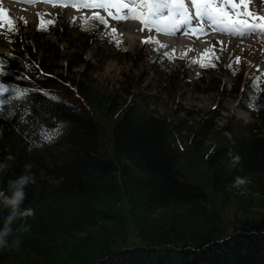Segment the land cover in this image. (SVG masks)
<instances>
[{"label":"trees","instance_id":"1","mask_svg":"<svg viewBox=\"0 0 264 264\" xmlns=\"http://www.w3.org/2000/svg\"><path fill=\"white\" fill-rule=\"evenodd\" d=\"M13 58L11 68L25 63ZM75 58L85 64L82 53ZM48 67V74L37 78L42 87L61 85L65 93L76 88L86 102L77 108L34 91L14 104L11 119L3 122L0 191L10 179L30 174L23 206L34 214L14 222V229L29 227L10 236V241L19 237L18 245L0 248V264H264V102L261 121L247 137L234 132L230 140L228 126L209 140L212 121L195 132L193 149L215 142L204 154L208 191L183 173L174 148L187 120L156 117L135 99L102 97L79 76L70 77L71 65L60 73ZM102 117L112 125L111 153L102 144ZM238 178L255 196L248 195L247 207L239 205L243 215L235 212L236 220L224 222L217 200L230 198ZM254 197L261 207L257 216L248 213L254 211ZM6 211H0V222ZM166 213L176 220H150ZM56 217L70 222L60 229L65 236L85 235L57 248L49 238L55 234L49 221L53 225Z\"/></svg>","mask_w":264,"mask_h":264},{"label":"rangeland","instance_id":"2","mask_svg":"<svg viewBox=\"0 0 264 264\" xmlns=\"http://www.w3.org/2000/svg\"><path fill=\"white\" fill-rule=\"evenodd\" d=\"M65 23L68 27H71V22L69 18L64 19ZM5 23H1L0 25V52L8 53V49L12 48V44L9 43L8 35L5 28ZM34 26H29L24 30L26 33H33ZM30 33V34H31ZM72 35L69 40L76 39L77 46H69L67 39H61L55 34H49L45 37L48 38L49 41L57 42L60 52V56L56 58L55 55L51 52L49 55L52 60H54L53 66H56L57 69H54L56 73L64 72L61 66L69 67L70 65L73 67L71 73L73 76L70 77L76 78L79 76L80 79L86 84L88 88L92 91H96L100 96L104 97L107 94L116 95L118 97V101L124 103V101L131 98V100H137L141 102L143 105L145 102L148 107L144 106L150 114L156 117H167L168 121H182L187 120V124L183 125L184 130L182 135L179 137L180 142L175 139V150L179 153L178 157L181 160L180 168L182 169L185 175H188L192 180L201 183L206 188V178L209 174L206 167V158L204 157L205 152L211 149L208 153L210 154L214 148L215 142H205V148L203 150H195L192 145L194 140L195 132L200 129L201 124L206 122H213L212 129L214 131L213 135L209 136L210 139H217L219 136L218 133L221 132L223 128H227L231 124H234L237 120L251 121V115L248 112L242 110L239 99L237 96L233 95H224L225 93H221L216 85L218 80L222 79V77L217 78V81H213V86L210 85L208 90H201L196 87L189 86L185 80L180 79L176 83H170V79L168 81H163L164 86L161 85L160 79L156 77V73L154 71V67L147 64V61H140L137 57L140 55L138 52L139 42L137 41L133 47H129L127 51L117 52L114 55L110 56V54L106 52H102V55L98 53V47L90 46L88 50H83V57L85 59V64L77 63L75 58V53L81 50L79 47V41L83 42L82 38H78V34L75 30L69 31ZM31 34V38H32ZM36 40V38H35ZM39 46H37L38 48ZM47 50L52 49L56 50L57 48L50 46H45ZM33 53L36 58L45 60L47 64H50L52 61L48 59L44 51L36 50H28ZM56 53V52H54ZM246 60L252 59L250 63L254 65H258L260 69L264 70V49L262 51H251L250 54L246 53ZM252 55V56H251ZM75 61V64L72 61ZM188 71L186 61L182 62ZM183 65L178 62H172V66L170 71H176L177 74H180V70H182ZM46 68L48 66L44 65ZM254 68V67H253ZM183 71V70H182ZM242 71V70H240ZM85 72V75H81L80 73ZM223 69H220L218 74H222ZM191 75L196 74V70L191 69L188 71ZM225 75H227L225 73ZM190 76V75H189ZM239 75H235L234 77H224L223 80L228 83L236 82L239 78ZM205 79V77H204ZM207 79V78H206ZM205 79V80H206ZM164 80V79H163ZM226 91V90H225ZM65 92V91H64ZM69 95L65 94L66 97L71 100L74 104H81V98L78 97L79 94L76 93V89L73 92H66ZM64 95V94H62ZM132 95V96H131ZM145 100V101H144ZM217 105V109L213 111L212 106ZM190 112V115L188 114ZM218 112L217 114H214ZM245 117V118H244ZM115 118V117H114ZM100 127L102 131V144L106 146L107 152L111 153L112 150V141L111 130L112 125L107 122L103 117L100 119ZM2 128H0L1 130ZM2 131V130H1ZM225 136L224 134H222ZM222 138V137H221ZM216 146V145H215ZM239 160L238 157L234 158L233 161L237 162ZM184 175V176H185ZM248 182L245 179L238 178L233 184V191L230 195V198H218L217 201L223 206L222 209V220L224 222H232L235 217V212L237 214L243 215V210L239 208L248 205L246 203V199L248 195L255 196V194L251 193V189L248 187ZM209 191V188H206ZM240 197V198H239ZM259 200L257 197H254V200L250 201L252 209L254 211H248V213H254L253 215L257 216L258 211H260L261 207L259 205ZM259 205V207H257ZM247 207V206H246ZM240 209V210H239ZM262 211V210H261ZM171 213V212H170ZM246 213L245 215H248ZM34 214V212H33ZM33 214L28 215L26 218L33 216ZM168 213L165 214L161 219L159 218H150L153 220L162 221H175L176 216L171 214L170 218L167 217ZM241 217V215H239ZM21 219V218H19ZM54 223L49 221L50 227H53L55 234L52 235L51 238L53 243L58 244L57 248L70 247L73 245L70 242L72 240L85 235L83 231L74 233L70 236H65L60 229L62 225L64 226L70 222H66L65 217H56L53 219ZM18 221V220H17ZM154 222V221H153ZM72 224V222H71ZM233 228V224L231 223L229 226V231ZM54 244H51L53 246Z\"/></svg>","mask_w":264,"mask_h":264},{"label":"snow or ice","instance_id":"3","mask_svg":"<svg viewBox=\"0 0 264 264\" xmlns=\"http://www.w3.org/2000/svg\"><path fill=\"white\" fill-rule=\"evenodd\" d=\"M53 3H56L57 0H52ZM61 2H68V0H61ZM191 7L195 8V12H191L186 0H135L134 3H129L128 0H80V3H74V6L79 7L81 4L85 7H99L106 10L108 16H112L114 20H140L144 24L150 23L152 20H165L171 21L173 24L177 20L181 22L187 21L192 26V31L194 34H199L200 31H203L202 28H198L195 25L196 20H200L203 17L207 16L213 22H223L227 24L231 21L235 24L236 28L229 26L227 29L229 32L234 30L246 31V30H264V24L246 22L243 17L251 16L252 14L247 11L246 7L244 9L240 8V4L246 5V0H220L217 4V0H189ZM227 5H231L232 11H229ZM146 7L147 13L144 11L136 13V9L140 7ZM115 8L116 11L113 12L110 9ZM121 8H128L130 11L128 13H121ZM162 10H166L167 15L164 14ZM94 17L98 21L108 26L109 21L105 16L100 15L99 13H93ZM255 19V18H253ZM264 19V17H261ZM55 23L53 20H44L41 17V23L39 27L46 28L48 24ZM241 25L244 26L241 29ZM11 27V25H9ZM159 28V25H157ZM111 31L115 33L117 28L111 26ZM153 37L144 36L142 40L149 41ZM207 52V50H205ZM167 55V53H165ZM202 56L204 54H201ZM203 64V59L201 60ZM8 73L7 61L3 58H0V78H3ZM7 91V87L3 82H0V93Z\"/></svg>","mask_w":264,"mask_h":264},{"label":"clouds","instance_id":"4","mask_svg":"<svg viewBox=\"0 0 264 264\" xmlns=\"http://www.w3.org/2000/svg\"><path fill=\"white\" fill-rule=\"evenodd\" d=\"M32 176L28 173L20 175L9 180L7 190L0 191V211L7 210L0 222V248L10 244H19V237L10 241V236L14 231H25L29 225L22 224L17 229L13 228L14 222L19 218L27 217L33 214V209L24 207L26 197V186L32 182Z\"/></svg>","mask_w":264,"mask_h":264},{"label":"bare ground","instance_id":"5","mask_svg":"<svg viewBox=\"0 0 264 264\" xmlns=\"http://www.w3.org/2000/svg\"><path fill=\"white\" fill-rule=\"evenodd\" d=\"M0 9H4L8 13H12V15H14L15 17L25 18V19H27L29 21H32V22L35 21L36 18H37V16L35 15V10L23 9V8L15 7V6H13V4H10V3L5 2V1H3L0 4ZM139 24H141L140 21H139ZM125 35L127 36V38L130 41V43H133L137 39V36L140 35V34H137L134 31V27H131L128 31L125 32ZM162 39L165 42H169L171 45L172 44L176 45V46H172V47H174V52H177L181 48V45L183 43L189 42V40L184 39V38L177 39V42H173L172 38L170 36H165V35H162ZM201 47H202V45H200L198 43H196L194 46L189 47L190 54L191 55L198 54V52L200 51Z\"/></svg>","mask_w":264,"mask_h":264}]
</instances>
